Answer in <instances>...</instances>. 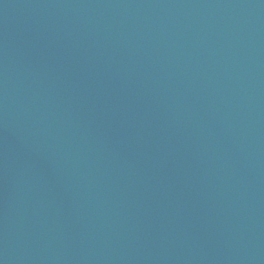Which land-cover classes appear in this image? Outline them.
<instances>
[{
  "label": "water",
  "instance_id": "obj_1",
  "mask_svg": "<svg viewBox=\"0 0 264 264\" xmlns=\"http://www.w3.org/2000/svg\"><path fill=\"white\" fill-rule=\"evenodd\" d=\"M0 264H264V0H0Z\"/></svg>",
  "mask_w": 264,
  "mask_h": 264
}]
</instances>
